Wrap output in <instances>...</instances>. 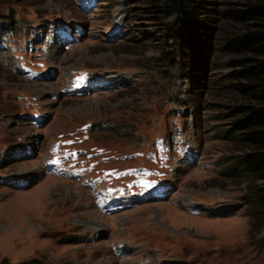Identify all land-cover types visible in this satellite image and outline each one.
<instances>
[{"label":"rangeland","instance_id":"rangeland-1","mask_svg":"<svg viewBox=\"0 0 264 264\" xmlns=\"http://www.w3.org/2000/svg\"><path fill=\"white\" fill-rule=\"evenodd\" d=\"M110 1L101 0L92 14H84L76 0H0V32L9 31L18 49L48 22H69L54 29L43 52L36 49L26 58L0 45V259L13 264H264V228L255 231L241 201L246 184L224 174V159L238 154L220 138L234 101L216 82L229 71L208 63L196 69L203 47L183 51L174 68L157 67L162 55L156 22L139 17L141 7L130 0V12L123 0ZM75 23L84 27L82 39L79 30L69 34ZM115 25L125 36L110 42L107 35ZM215 33L209 57L223 64L228 59L217 56ZM22 62L37 69L24 76ZM82 70L91 73L79 85L83 92L74 89L77 97L66 96L63 91H72V80ZM112 74L119 75L120 84L102 76ZM85 124L91 128L84 134L79 127ZM97 124L105 128L96 129ZM172 134L183 137L187 150L155 188L170 189L166 199L146 200V193L122 202L97 198L87 189L83 177L107 190L108 183L121 184L115 167L146 162L123 161L116 154L148 151L156 135ZM73 135L83 136L82 141ZM78 148L84 156H76ZM58 151L67 161L78 157L81 178L54 164ZM122 187L128 197L137 193L128 184ZM110 206L128 209L110 214ZM226 208H234V214L213 213ZM117 245L123 248L116 256L111 248Z\"/></svg>","mask_w":264,"mask_h":264},{"label":"trees","instance_id":"trees-1","mask_svg":"<svg viewBox=\"0 0 264 264\" xmlns=\"http://www.w3.org/2000/svg\"><path fill=\"white\" fill-rule=\"evenodd\" d=\"M130 1L141 7L139 17L151 18L150 21L158 26L154 37H158L162 56L156 60L160 62L157 67L174 68L175 64L181 63L183 51L203 47L194 63L196 69L201 70L200 67L205 68L208 63L213 69L218 66L229 71L216 82V88L234 101L227 113L228 126L222 129L220 138L230 142L238 154L224 159V174L246 184L241 201L255 222V231L260 232L264 228V0ZM98 2L99 6L101 0ZM123 5L128 7L126 12L133 10L127 0H123ZM171 19L172 22H167ZM50 23L40 28L39 35L34 31L35 36L43 40ZM8 33L4 30L0 35ZM213 33L219 36L217 56L228 59L223 64H219L220 58L209 57ZM121 34L125 36L122 31ZM108 38L110 42L114 41L112 37ZM95 127L105 128L102 124ZM171 136L174 135L169 138ZM234 212V208H226L213 213L224 217L232 216ZM0 264L13 263L0 259ZM20 264L40 262L33 260Z\"/></svg>","mask_w":264,"mask_h":264},{"label":"bare ground","instance_id":"bare-ground-1","mask_svg":"<svg viewBox=\"0 0 264 264\" xmlns=\"http://www.w3.org/2000/svg\"><path fill=\"white\" fill-rule=\"evenodd\" d=\"M45 184V183H44Z\"/></svg>","mask_w":264,"mask_h":264}]
</instances>
